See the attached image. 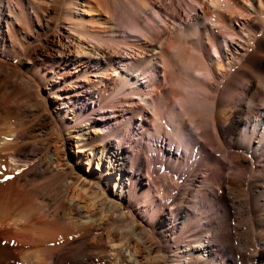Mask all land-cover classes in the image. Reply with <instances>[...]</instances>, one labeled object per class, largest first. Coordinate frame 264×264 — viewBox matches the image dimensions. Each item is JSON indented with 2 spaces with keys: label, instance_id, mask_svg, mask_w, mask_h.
<instances>
[{
  "label": "bare ground",
  "instance_id": "1",
  "mask_svg": "<svg viewBox=\"0 0 264 264\" xmlns=\"http://www.w3.org/2000/svg\"><path fill=\"white\" fill-rule=\"evenodd\" d=\"M108 1L54 2L64 30L55 57L27 49L40 3L0 0V264H237L225 243L252 221L264 228V0ZM56 87L75 122L76 101L83 106L102 155L113 153L127 180L126 205L100 209L99 219L67 204L82 176L49 159L45 93ZM95 108L101 122L90 120ZM129 122L157 150L156 183L149 159L128 149ZM88 182L104 205L101 184ZM257 234L264 246V229ZM254 253L248 264L264 262Z\"/></svg>",
  "mask_w": 264,
  "mask_h": 264
},
{
  "label": "rangeland",
  "instance_id": "2",
  "mask_svg": "<svg viewBox=\"0 0 264 264\" xmlns=\"http://www.w3.org/2000/svg\"><path fill=\"white\" fill-rule=\"evenodd\" d=\"M27 3L35 2V3H40L39 7H44L46 8L47 11L42 12L41 7L37 8L36 11L39 12V21L37 22L36 19L33 17V22L30 25V28H28V32L25 31L26 34V42H27V49L28 51L34 50L37 55L43 56L45 55H54L55 57H58V54L54 52L55 47L57 46V38H61L62 35L57 32V30L64 31L60 25V14L58 11H56V8H62L54 4V2L59 1V0H50L49 2H44V1H33V0H25ZM54 1V2H53ZM108 0H105L107 2ZM111 1L109 0L108 3L110 6H108V3H106L107 7L111 8ZM57 6V7H56ZM56 12H55V11ZM238 20V21H237ZM241 20L240 18H236L235 24L239 23ZM27 30V28L25 29ZM81 42L84 44V48L88 49L90 47V44L86 42L85 39L81 38ZM64 44H68L69 41L62 40ZM72 43L69 42V45ZM89 44V45H88ZM42 51V52H41ZM46 53H45V52ZM43 53V54H42ZM56 54V55H55ZM6 66L12 70H19L20 65L16 61H11L7 59L5 61ZM29 65V64H25ZM67 72V71H66ZM68 73L73 74V76L76 75V72L74 70L69 71ZM21 78L22 80H29V76L27 73L24 71H20ZM162 75V74H159ZM55 80L54 79H49L47 82V91H49L54 85H55ZM68 84L63 85V87H67ZM61 87H56L55 94H46L47 97V104H48V116L52 117L55 121V123H52L50 119L48 120L49 126H48V131L50 135V141H49V147H48V155L50 162H52L55 158V155H58L60 160V163L62 162L60 167L63 169L66 166H71L73 168L74 174L78 176H82L80 179H78V184L82 185L83 187L80 188L79 185H76L75 187L71 188L70 192L72 193V199H70V192L67 194V204L74 208L77 207L80 209L81 212L85 213L87 208L89 212L95 216V219H99L100 215L103 217V213L100 209H104L108 206H111L112 204L115 203H122L123 205H126V201L122 199L121 193H120V188L121 186H125L126 184V177H121L117 176L116 174V167H117V161H115L113 157V153L108 151L107 153H104L102 155L101 153V148L102 145L98 143L97 138H96V131L97 128L93 127L91 125H87V122H85L86 116L88 114L86 113L85 109L83 106H80V104L76 101L75 106H74V112L79 116L80 122H75L73 118L70 116V113H66V109L64 106L61 105V97H59L58 94H61L62 88ZM17 90H19L17 93V97H20V94H23L24 92V85L17 87ZM15 90V91H17ZM168 90V89H167ZM64 94V92L62 93ZM19 95V96H18ZM22 96V95H21ZM53 96V97H52ZM92 101L91 98H89V103H86L88 108H92ZM127 107H124L126 109ZM123 113V112H122ZM58 114H61L60 116L62 117L61 123L57 120L56 116ZM102 111H99L97 108H95L94 114L92 115V119L90 120H95L96 122H101L102 121ZM108 117V116H106ZM124 119L126 118V114H124ZM107 119H103V121H106ZM133 120V119H130ZM131 122H129L130 124ZM107 125L110 126V124L107 122ZM128 126V131H130V139H129V147L128 149H131L132 152L135 150L139 151V155L141 158L149 159L150 161V176L153 181H157V150L156 151H149L147 147V143L151 144L149 140H143L140 137L142 136L141 134L138 133V127L136 123H132ZM130 128V130H129ZM53 129V130H52ZM54 135V137H53ZM141 135V136H140ZM131 136H133L131 138ZM137 136V137H136ZM53 137V138H52ZM143 138V137H142ZM54 139V140H52ZM59 139V140H58ZM141 139V140H139ZM56 140V141H55ZM51 142V143H50ZM156 146V143H154ZM85 147V149H77V147ZM92 148V150H90ZM156 148V147H154ZM50 149V150H49ZM142 149V150H141ZM57 150V151H56ZM81 150V151H80ZM142 151V153H140ZM102 155V156H101ZM142 155V156H141ZM57 156V157H58ZM59 163V164H60ZM53 165V164H52ZM53 167H55L53 165ZM101 178H104L103 181L108 179V184L105 182H99ZM91 181L93 183H100L101 187L103 189V192L107 194L108 200H105L104 205L100 204V197L98 198H93L91 195H88V188L91 187V183L88 181ZM81 182V183H80ZM142 183L146 184L147 182L145 180H141ZM128 184V183H127ZM75 188V189H74ZM84 188V189H83ZM90 192V191H89ZM74 195V196H73ZM93 198V199H92ZM98 203V204H97ZM119 208L121 207L120 205L118 206ZM240 208V207H239ZM243 208V207H242ZM117 208H114V210ZM118 211V210H116ZM237 211V209H236ZM137 212V211H136ZM238 212H242L244 215L246 214V210L243 208L239 210ZM116 212L113 213L115 215ZM156 217V223H155V229L153 230V238L157 242V232L160 231V227L157 225V214L155 215ZM254 219V218H253ZM245 220V219H243ZM242 220L241 226L242 229L245 226V221ZM136 223H138L139 227L141 228H148L147 224L143 221V218L137 216L136 217ZM244 224V225H243ZM247 225V224H246ZM252 225V226H251ZM249 228V231L247 229ZM252 227V228H251ZM262 230L263 225H256L255 222L253 224V221L251 223H248L246 228H244V231H246L245 234L237 235L234 239H231L229 242L225 244L234 245V249L237 250V257L234 256L236 263L237 264H248L252 261L255 253L254 251L256 249H261L263 254H264V246L261 245L262 240L260 238V235L258 233L259 229ZM258 229V230H257ZM159 230V231H158ZM245 235V236H244ZM247 235V236H246ZM257 236V237H256ZM241 239H239V238ZM255 237V238H254ZM246 240V241H244ZM260 243H259V241ZM258 241V243L256 242ZM257 243V244H256ZM250 247H249V246ZM257 245V246H256ZM226 246V245H225ZM248 246V248L246 247ZM247 250V251H246ZM243 251V253H242ZM240 252L244 254L240 255ZM254 253V254H253ZM129 256L130 253L126 251L124 255ZM153 255H156V253H153ZM242 256V257H241ZM251 256V258H250ZM239 261H238V259ZM244 257V259H243ZM246 257H248L246 259ZM240 258H242L243 262L240 261ZM246 259V260H245ZM249 259L251 260L249 262ZM133 260V258H132ZM258 264H264V262H259Z\"/></svg>",
  "mask_w": 264,
  "mask_h": 264
}]
</instances>
